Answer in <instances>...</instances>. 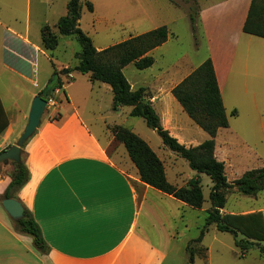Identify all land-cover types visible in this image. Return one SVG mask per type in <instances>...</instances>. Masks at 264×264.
<instances>
[{"label": "crops", "instance_id": "1", "mask_svg": "<svg viewBox=\"0 0 264 264\" xmlns=\"http://www.w3.org/2000/svg\"><path fill=\"white\" fill-rule=\"evenodd\" d=\"M255 1L256 10L261 13L262 20L252 15L253 22L264 24V0ZM252 4L253 0H217L199 8L197 34L203 36L207 42L208 58L213 61L225 110L224 93L229 87L230 73L241 34L264 39L243 31ZM186 16L189 21L188 13ZM11 31L23 43H16L15 48L6 45L4 50L9 54L4 55L6 58L10 55L13 65V68L7 65L10 70L6 68L20 79L35 77L34 86L35 83L38 84L37 55L44 54L47 50L40 43L30 42L27 38L28 30L25 36L16 30ZM166 43L153 50L151 55ZM102 49L105 48L98 50ZM55 70L61 72L63 68ZM79 74H60L64 83L62 90L73 87L76 84L75 76ZM84 76L90 83L88 85L83 82L86 88L85 96L73 98L65 94L69 109L61 108L56 117L51 115L44 122L41 121L36 133L23 148L30 171V181L19 193V198L39 224L48 251H38L31 236L15 230L13 220L0 201V264H165L167 249L176 238L175 234H178V219L183 220L182 214L190 209L201 212L209 209H193L140 180L137 168L117 145L120 142L115 140L112 133L113 127L122 125L111 122L109 115L114 113L118 116L122 107L117 110L113 108V92L108 84L92 82L89 75ZM66 83L69 84L68 87L65 86ZM130 85L133 90L140 88ZM162 86L164 82L157 76L154 85L141 87L147 88L151 93L150 101L155 110V104L160 105L161 113L157 110L156 112L164 128L186 147L202 144L206 140L203 135L188 130L184 133L185 129L179 127L177 114L171 108V91L175 86L168 89ZM59 92L61 90L55 92V97ZM38 93H32L30 96L28 114ZM86 97H98L99 106L89 110L85 102ZM28 114L18 112L16 115L11 108L5 106L0 93V127L3 126L0 132V153L17 144L28 123ZM93 128L101 131V138ZM222 132L230 131L228 128L219 130L215 157L225 164L226 172L232 154L230 148L235 146L236 137L231 134L230 137L234 138L232 142L227 141L226 137L220 142ZM110 147L115 151L112 155L108 153ZM165 156L169 157L167 158L170 170L175 178L181 181V184L175 181L173 185L186 186L197 176L191 168V172L185 175L177 155ZM161 160L170 181L167 164ZM11 164L0 165V197L11 182ZM203 175H200L201 181ZM234 181L228 182L233 184ZM172 210L175 212L172 213ZM179 211L181 216L178 215ZM254 212H262L264 216V207L240 212L223 210L224 214L233 215ZM188 228L186 224L185 229ZM152 231L155 232L154 238L151 237Z\"/></svg>", "mask_w": 264, "mask_h": 264}, {"label": "rangeland", "instance_id": "2", "mask_svg": "<svg viewBox=\"0 0 264 264\" xmlns=\"http://www.w3.org/2000/svg\"><path fill=\"white\" fill-rule=\"evenodd\" d=\"M216 1L196 0L195 6L199 10L202 5ZM68 2L69 0H0V93L5 106L11 108L16 115L18 112L28 114L31 94L38 93L50 82L55 68L62 67L63 70L59 72V75L68 76V73L65 74L63 71H69L78 64L79 60L76 57L81 53L82 46L75 36H59V45L54 51L39 53L37 55L39 87L36 88L35 85L33 86L35 77L20 79L7 67L8 65L11 68L13 65L10 55L8 58L4 55L7 53L4 50L6 45L15 48L16 43H23L22 40L17 39L11 29L20 32L23 36L28 30L27 38L30 42L42 44V27L49 25L52 31L58 34L56 24L67 14ZM87 2L93 4L94 12L88 10ZM191 5V0H81L80 28L99 49L166 25L170 34L169 40L152 55L155 64L146 70H139L130 64L123 72L129 83L136 88L154 85L156 77L160 76L164 82L162 88L168 89L175 86L185 75L199 67L209 57L206 40L203 36L193 34L186 16ZM241 35L230 73L229 87L224 93L230 132H222L219 139L221 142L226 137L227 141L232 142L234 138L232 139L230 135L236 137L235 146L230 148L232 150L230 162L226 166L228 181H234L245 172L264 166V39ZM75 81L76 84L73 87L59 89L61 92L56 94V97L53 96L56 104L46 109L42 122L51 115L56 117L57 113L61 112V108L69 109L65 94L73 98L85 96L86 88L83 82L90 84L86 76L76 75ZM65 86L68 87L69 84L66 83ZM171 99L173 100L171 108L177 114L179 127L185 129L184 133L186 130L192 133L197 132L208 140V134L192 122L173 95ZM98 101V97L85 98L89 110L97 108ZM159 106L155 104L156 110L161 113ZM234 110L237 111L235 116L232 115ZM130 111V107H122L118 116L114 113L109 115L111 122L132 129L144 139L166 162L169 182L172 184L176 181L181 184L170 170L169 157L165 156L176 154L163 145L156 131L150 129L142 118L131 116ZM93 131L100 138L102 137L101 131L96 128H93ZM196 136L201 139L198 134ZM117 145L128 155L122 143ZM113 152H115L114 148L110 147L108 153L112 155ZM177 157L180 159V167L185 171V175L189 174L191 170L187 161L178 155ZM22 158L26 159L25 153ZM212 185L211 179L203 175L204 209L211 207L209 194ZM263 207L264 191L256 197H249L233 188L228 192L225 210L240 212L245 209ZM223 210L222 214H224ZM206 211L190 209L183 214L178 212L179 216L183 215V220L178 219L176 230L178 234H175L176 238L171 241L167 249L165 264H187L189 256L186 251L187 246L194 249V264H264V253L261 251L264 242L242 251L236 247L234 236L228 232L218 231L215 224H211L203 240L196 243L200 230L205 224ZM173 212L175 210H172ZM186 224L189 226L188 229H185ZM167 229L172 228L167 227ZM164 234L162 231V235ZM154 235L155 232L152 231L151 237L154 238ZM241 236L239 234L237 239L245 240ZM155 241L157 242L156 238Z\"/></svg>", "mask_w": 264, "mask_h": 264}, {"label": "trees", "instance_id": "3", "mask_svg": "<svg viewBox=\"0 0 264 264\" xmlns=\"http://www.w3.org/2000/svg\"><path fill=\"white\" fill-rule=\"evenodd\" d=\"M191 2L188 17L192 32L196 36L199 10L195 6L196 1L191 0ZM255 2L253 0L243 31L264 37V24L253 22L252 15L262 20L261 13L256 10ZM87 7L90 12H94L91 2H87ZM81 17V0H69L67 14L56 24L58 34L54 33L49 25L42 27L43 48L47 51H54L59 45V36H75L82 46V51L76 57L79 60L78 64L69 69L68 75L79 72L89 75L92 82L108 84L113 92V108L117 110L120 107H131L130 115L142 118L146 125L161 137L163 145L185 159L189 167L197 173V176L192 178L186 186L177 187L171 184L167 179L162 160L151 146L131 130L115 126L112 128L115 140L124 145L130 160L138 170L140 180L193 209H202L205 196L200 175L204 174L213 183L209 194L211 207L206 211L205 224L200 230L196 243L203 240L211 224H215L220 232L231 233L234 236L236 247L242 251L264 242L262 212L240 215L221 213L226 207L228 192L231 189L236 188L237 192L249 197H256L264 191V167L247 171L233 184H230L225 172V164L215 157L217 134L220 129L229 127V120L212 59H206L171 91L189 118L209 135V139L202 144L196 147H186L162 125L161 118L150 101L152 96L148 89L140 87L133 90L123 72V69L130 64L139 70L152 67L155 59L151 52L168 41V27L163 25L98 50L91 38L80 28ZM63 85L59 72L55 70L50 82L38 93V96L45 99L52 98L57 90L62 89ZM232 115H236V110L232 112ZM1 130L3 126L0 127V132ZM12 165L11 182L0 197L1 202L4 199H16L21 202L19 193L30 181V171L25 159L22 158L18 163L12 162ZM13 223L18 233L33 238L38 251L43 253L48 251L42 230L27 207L24 206V217L18 221L13 220ZM239 234L245 240H238ZM186 251L189 253L187 264H194V249L187 246ZM261 251L264 253V247Z\"/></svg>", "mask_w": 264, "mask_h": 264}, {"label": "water", "instance_id": "4", "mask_svg": "<svg viewBox=\"0 0 264 264\" xmlns=\"http://www.w3.org/2000/svg\"><path fill=\"white\" fill-rule=\"evenodd\" d=\"M63 73L67 74L68 71L64 70ZM46 108L47 99L40 96H35L31 104L28 123L23 134L18 139L17 144L0 153V165H8L12 162L18 163L21 161L22 155L24 153L23 148L36 133ZM2 205L12 220L18 221L24 217V206L20 201L16 199H4L2 201Z\"/></svg>", "mask_w": 264, "mask_h": 264}, {"label": "built area", "instance_id": "5", "mask_svg": "<svg viewBox=\"0 0 264 264\" xmlns=\"http://www.w3.org/2000/svg\"><path fill=\"white\" fill-rule=\"evenodd\" d=\"M35 87H38L37 83H35ZM55 104H56V102L53 99V97L52 98H48L47 99V108L46 109H48L50 106H55Z\"/></svg>", "mask_w": 264, "mask_h": 264}]
</instances>
